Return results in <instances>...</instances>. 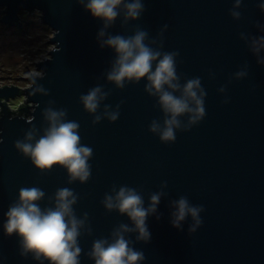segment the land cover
<instances>
[{
    "label": "water",
    "instance_id": "95a60500",
    "mask_svg": "<svg viewBox=\"0 0 264 264\" xmlns=\"http://www.w3.org/2000/svg\"><path fill=\"white\" fill-rule=\"evenodd\" d=\"M86 3L0 0L6 7L2 22L13 26H22L20 11L40 10L55 31L50 43L56 45L50 57L36 63L40 75L22 76L28 88L0 86V264H51L25 253L19 234H8L4 227L20 190L33 187L44 192L35 202L42 210L55 207L60 189L76 197L73 214L83 221L79 264H96L91 255L95 241L111 243L121 225L134 227L126 213L104 203L121 187L134 189L145 208L153 194H160L156 211L145 221L150 238L123 233L130 247L143 253L140 264H264V0L239 5L236 0H142L138 18L125 19L122 4L107 26ZM137 31L147 33L144 43L161 56L177 53L181 88L165 85L166 90L179 97L188 80L199 78L205 93L204 116L195 123L192 113L178 116L174 140H162L159 131L151 130L153 122L162 129L170 114L159 95L147 90V76L126 79L123 87L107 78L118 54L102 41ZM241 71L246 75L237 76ZM96 87L105 95L91 113L81 97ZM22 91L24 114H14L6 99ZM49 109L62 110L65 121L78 123L79 144L91 149L87 180L72 179L58 163L41 169L17 147L46 134ZM111 112H118L115 120L106 115ZM182 197L202 209L195 231L190 214L179 227L172 223L174 202Z\"/></svg>",
    "mask_w": 264,
    "mask_h": 264
},
{
    "label": "clouds",
    "instance_id": "9594fccd",
    "mask_svg": "<svg viewBox=\"0 0 264 264\" xmlns=\"http://www.w3.org/2000/svg\"><path fill=\"white\" fill-rule=\"evenodd\" d=\"M241 0H236L239 5ZM123 4L125 19H136L143 10L142 0H87L84 5L94 17L103 18L105 24H110L118 16V8ZM264 8V3L261 4ZM239 17V12H233ZM103 30L99 33L103 37ZM147 37L145 31H137L131 37L119 35L109 36L102 41V45H108L115 49L117 59L111 72L108 73V80L114 81L117 86L123 87L124 81L139 80L147 76L149 84L146 86L150 93L158 94L165 113L170 117L165 120V126L153 122L151 130L159 131L161 139L165 141L174 140V129L180 126L178 116L188 112L192 113L190 122L195 123L204 116L203 96L205 95L200 85L199 78L188 80L183 85L182 95L177 97L165 89V85L173 90H178L181 85L177 82L175 56L177 53H164L161 56L159 51L153 50L144 43ZM155 70H152L153 61H157ZM40 75V73H36ZM246 72H239L237 76H244ZM199 91V95H198ZM104 93L99 87L91 89L81 100L91 113H95ZM189 101L194 103L190 106ZM111 120L118 117V112L106 113ZM64 111L49 109L47 118L50 127L46 134L33 143L17 142V147L25 154L30 155L34 164L41 168H50L53 164H60L67 168L72 179L85 181L90 175V166L87 163L91 149L79 144L80 137L77 129L78 123L65 121ZM100 119L99 116L96 117ZM28 139L32 134L28 133ZM44 196V192L38 188H24L20 190L18 202L11 206L6 213L7 221L4 225L8 234L18 233L22 238L23 251L32 252L37 260L42 257L48 259L51 264H79L78 257L81 251L77 244L79 228L83 221L78 220L73 214L72 204L76 197L69 189H60L56 193V205L54 208L42 210L36 201ZM160 194L151 196V204L145 208L142 197L131 188L121 187L115 196L108 195L105 198L107 208H117L121 213H126L132 220L134 227L121 225L115 233V239L109 243L107 240L94 242L91 255L95 258L96 264H140L144 259L141 251L130 247L129 240L125 239L124 232H138V240L150 238L145 223L149 213L156 211ZM176 211L172 223L179 227L187 215H191L195 223L191 230L195 231L201 223L199 213L201 207L191 206L187 199L180 198L174 202Z\"/></svg>",
    "mask_w": 264,
    "mask_h": 264
},
{
    "label": "rangeland",
    "instance_id": "374dc122",
    "mask_svg": "<svg viewBox=\"0 0 264 264\" xmlns=\"http://www.w3.org/2000/svg\"><path fill=\"white\" fill-rule=\"evenodd\" d=\"M5 9V6H0V86L8 84L26 89L30 83L23 77L40 73L36 63L50 57V51L56 46L50 43V36L55 31L44 22L42 12L38 9L19 12L24 23L21 28L3 23ZM26 99L25 95H19L6 99V102L15 111L26 104ZM1 112L2 104L0 115Z\"/></svg>",
    "mask_w": 264,
    "mask_h": 264
},
{
    "label": "trees",
    "instance_id": "16d2710c",
    "mask_svg": "<svg viewBox=\"0 0 264 264\" xmlns=\"http://www.w3.org/2000/svg\"><path fill=\"white\" fill-rule=\"evenodd\" d=\"M20 22H22L21 19H20ZM16 27H17V26H16ZM18 28H21V27H18ZM21 95H23V91H22V93L20 94V96H21ZM25 105H26V104H25ZM25 105H21V106L18 108L19 110H17L16 112H13V113H14V114H21V115H23L24 112H22L21 109H22Z\"/></svg>",
    "mask_w": 264,
    "mask_h": 264
},
{
    "label": "flooded vegetation",
    "instance_id": "af4514ba",
    "mask_svg": "<svg viewBox=\"0 0 264 264\" xmlns=\"http://www.w3.org/2000/svg\"><path fill=\"white\" fill-rule=\"evenodd\" d=\"M21 23H22V26H23L24 23H23V22H21ZM22 26H21V27H22Z\"/></svg>",
    "mask_w": 264,
    "mask_h": 264
}]
</instances>
